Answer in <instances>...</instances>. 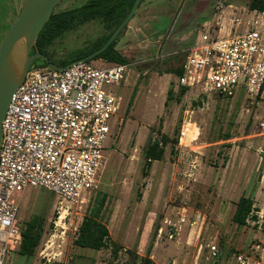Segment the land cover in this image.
<instances>
[{
	"label": "rangeland",
	"instance_id": "obj_1",
	"mask_svg": "<svg viewBox=\"0 0 264 264\" xmlns=\"http://www.w3.org/2000/svg\"><path fill=\"white\" fill-rule=\"evenodd\" d=\"M22 1L17 0L12 10V0H0V44ZM87 1L64 0L54 13L78 8ZM250 1L187 0L166 37L183 0H143L117 46L131 67L127 81L112 87L122 98L121 108L97 193L90 202L61 206L46 189L26 190L20 223L26 228L30 220L38 218L42 240L32 258L9 251L5 264H127L126 250H137L144 257L151 245L155 264H232L234 254L248 250L257 237L264 241V134L256 119L264 112V97L252 108L244 103L243 92L236 98L202 99L191 91L181 103L174 99L165 106L168 88H176L177 76L163 74L180 67L203 22L228 21L248 9ZM104 33L99 21L89 22L66 33L50 52L58 62ZM91 63L108 66L98 60ZM185 121L191 122L192 133L187 145L179 147ZM151 135L154 141L167 136L169 143L165 159L153 162L145 177L143 153ZM99 192L109 196L111 240L124 248L117 259L109 248L94 251L74 243ZM20 194L18 190L15 198ZM242 196L253 197L255 205L250 222L239 228L233 215ZM60 216L65 218L55 225ZM165 221L177 224L179 235L170 239L171 225ZM161 226L165 231L160 238L156 230ZM212 245L217 246L216 257Z\"/></svg>",
	"mask_w": 264,
	"mask_h": 264
},
{
	"label": "built area",
	"instance_id": "obj_2",
	"mask_svg": "<svg viewBox=\"0 0 264 264\" xmlns=\"http://www.w3.org/2000/svg\"><path fill=\"white\" fill-rule=\"evenodd\" d=\"M106 64L79 62L60 71L35 64L14 93L0 148V264L22 245L26 228L19 213L26 190L46 189L61 206L90 202L97 193L121 108L122 98L112 87L127 81L131 67ZM180 68L176 92L185 87L202 99L236 98L243 92L244 103L256 108L264 97V11L245 8L228 21L203 22ZM256 119L264 134V112ZM190 128L185 121L179 147L187 145ZM165 223L171 225L170 239L179 235L177 224ZM164 231L158 229L160 238ZM211 253L218 255L216 245ZM232 264H264V241L257 237L248 250L234 254Z\"/></svg>",
	"mask_w": 264,
	"mask_h": 264
},
{
	"label": "trees",
	"instance_id": "obj_3",
	"mask_svg": "<svg viewBox=\"0 0 264 264\" xmlns=\"http://www.w3.org/2000/svg\"><path fill=\"white\" fill-rule=\"evenodd\" d=\"M135 1L136 0H88L85 4L78 8L54 13L50 21L45 25L44 29L40 33L37 41V48L40 52L49 56L48 52L51 47H53L55 43L66 33L77 30L79 27L89 22L99 21L100 25L103 29H105V33L96 41L92 42L91 45L75 51L70 57L58 62L50 59L51 62L59 66L66 67L72 62L82 59L101 48L113 34L115 29L129 14ZM248 7L250 10L264 11V0H251ZM125 31H123L122 34L103 53L88 62L101 60L109 64H131L129 59L117 49L118 42ZM39 61L40 65L44 67L47 66L42 60ZM158 72L161 73L160 71ZM163 74L181 76L183 72L181 68L178 67L174 70L163 72ZM136 92L137 86L134 88L131 99L128 103V109L131 107L135 99ZM187 92L188 89L185 87L180 88L178 92L175 91V88L169 87L165 106H168L169 101L174 99L178 103H181ZM227 137V139H230L229 135ZM160 141L162 142V147L160 145ZM168 143L169 139L164 135L161 140L155 141L152 135L148 137L147 145L144 148L143 153L145 164L142 169V173L145 177L149 175L153 162L163 161L165 159V147ZM263 163L264 158L262 164ZM108 201L109 196L107 193L99 192L96 195L94 200L91 202L87 213L83 217L78 229V236L74 243L77 247L91 249L94 251H101L104 248H109L111 249L112 258L117 259L120 252H122L124 248L119 243L111 240V234L108 227L109 219L107 216ZM254 205V198L250 196H242L238 201L233 215V222L239 228L247 226L248 220L252 217L251 213L254 210ZM156 231L158 232V230ZM41 240L42 222L38 218H34L26 225L19 253L23 256L32 258L35 254L36 248L40 245ZM152 249L153 245L150 246L146 256L144 257L140 256L137 250H126L128 255L127 264H155L151 259Z\"/></svg>",
	"mask_w": 264,
	"mask_h": 264
},
{
	"label": "water",
	"instance_id": "obj_4",
	"mask_svg": "<svg viewBox=\"0 0 264 264\" xmlns=\"http://www.w3.org/2000/svg\"><path fill=\"white\" fill-rule=\"evenodd\" d=\"M64 0H24L17 19L3 35L0 44V148L3 139V120L18 87L24 82L25 77L33 62L41 59L48 68L63 70L65 67L51 62L48 56L42 54L37 48V41L45 25L50 21L56 7ZM143 0H136L131 11L115 29L107 42L98 50L88 56L69 64L88 62L103 53L129 26L135 18ZM178 14L172 21L167 36L170 34ZM36 52L32 54V51ZM66 66V67H68Z\"/></svg>",
	"mask_w": 264,
	"mask_h": 264
},
{
	"label": "flooded vegetation",
	"instance_id": "obj_5",
	"mask_svg": "<svg viewBox=\"0 0 264 264\" xmlns=\"http://www.w3.org/2000/svg\"><path fill=\"white\" fill-rule=\"evenodd\" d=\"M23 1H24V0H23ZM23 1H22V3H23ZM186 1H187V0H183V4L181 5V7L179 8V10L177 11L176 15L178 14V12H181L182 7H183V5H184V3H185ZM16 3H17V0H12V5H13V6H12V8H13L12 10H15V9H16V8H15L16 5H17ZM21 7H22V4H21ZM20 10H21V8H20ZM20 10H19L18 12H16V13H17V14H16L17 16H16L15 19L13 20V23H14V21L17 19V17H18V13L20 12ZM176 15H175V16H176ZM12 17H13V16H12ZM39 51H40V50H39ZM35 52H36V51H32V54H34ZM41 53L44 54L43 52H41ZM48 53H49V56H48L49 60L51 59L52 61L57 62V61L54 59V57L52 56V53H51L50 51H49ZM44 55H45V54H44ZM38 60H41V59H38ZM38 60L34 61V62H33V65H35V64H39V63L37 62ZM33 65H32V66H33Z\"/></svg>",
	"mask_w": 264,
	"mask_h": 264
},
{
	"label": "crops",
	"instance_id": "obj_6",
	"mask_svg": "<svg viewBox=\"0 0 264 264\" xmlns=\"http://www.w3.org/2000/svg\"><path fill=\"white\" fill-rule=\"evenodd\" d=\"M98 62H100L101 64L106 65V63H103L102 61H99V60H98ZM168 89H169V88H168ZM167 92H168V91H167ZM188 93H189V92H188ZM188 93H187V94H188ZM166 99H167V94H166Z\"/></svg>",
	"mask_w": 264,
	"mask_h": 264
}]
</instances>
